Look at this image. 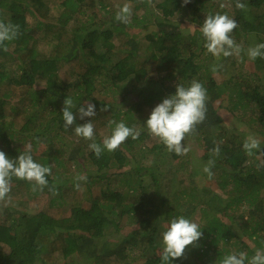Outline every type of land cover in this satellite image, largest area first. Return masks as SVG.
I'll return each instance as SVG.
<instances>
[{
    "label": "trees",
    "instance_id": "obj_1",
    "mask_svg": "<svg viewBox=\"0 0 264 264\" xmlns=\"http://www.w3.org/2000/svg\"><path fill=\"white\" fill-rule=\"evenodd\" d=\"M126 1L134 8L125 25L115 13ZM241 2L246 10L236 0H0V20L20 25L8 50L0 48V150L15 159L31 144L34 160L51 166L47 179L57 189L33 192L31 183L13 178L10 202L0 201V264H161V233L180 215L203 235L171 264H218L225 255L250 258L264 248V59L247 56L250 46L264 43V0ZM209 12L236 20L231 35L242 45L239 57L207 53L199 27ZM150 25L156 28L143 37L129 30ZM217 63L222 67L214 73ZM193 79L207 89V114L183 143L197 138L205 164L215 161L212 178L222 192L212 202L190 191L193 184L182 186L185 155L168 152L145 126L177 84ZM139 88V99L129 103ZM67 97L76 105V124H94L97 143L110 134L109 120L134 126L139 138L97 158L75 125L64 126ZM216 100L252 118L263 137L256 154L245 153V138L217 128ZM87 102L96 115L80 119L77 109ZM81 158L89 174L77 190ZM141 160L150 163L139 166ZM109 168L116 171L109 175Z\"/></svg>",
    "mask_w": 264,
    "mask_h": 264
},
{
    "label": "clouds",
    "instance_id": "obj_2",
    "mask_svg": "<svg viewBox=\"0 0 264 264\" xmlns=\"http://www.w3.org/2000/svg\"><path fill=\"white\" fill-rule=\"evenodd\" d=\"M190 0H183L184 4ZM151 4L152 0H147ZM221 7H224L222 4ZM235 7L240 10H246L247 5L241 0H236ZM132 16V7L129 3L117 5L115 20L122 23H130ZM238 27V23L227 13L220 12L206 14L199 31L202 35L203 47L217 60L223 57L237 56L242 52V45L238 44L232 37L233 31ZM20 34V25L0 20V48L7 51V42L15 40ZM247 56L250 60L257 58L264 59V43H258L247 49ZM221 64L211 66L212 72H217ZM208 99L207 89L197 80L193 79L187 86L177 84L175 93L165 97L162 102L158 103L152 110L146 120L145 126L148 133L157 138L166 150L176 155H186L190 148L183 143L188 135L195 133L197 125L203 123L206 119ZM87 107L81 105L77 112L80 119L85 117H94L96 115L95 105L87 102ZM76 105L71 97L63 101L62 119L65 128L75 125L72 129L77 137L91 141L88 147L97 158L107 150L114 152L129 137L136 140L140 136V131L134 126H127L125 122L109 120L108 125L111 132L105 135L101 143L95 140V128L91 122L76 124L77 113L73 112ZM108 105L102 108L106 111ZM19 156L15 159L9 158L6 153L0 150V201L10 202L9 193L11 192V182L13 178L25 180L32 184V191H43L45 187L53 195L57 194L56 185L49 186L48 176L51 175V166H45L34 160L31 154V144L24 147ZM242 148L248 156H253L261 149L260 140L253 134H249L243 141ZM219 147L211 150L213 155H219ZM215 161L210 159L202 168V171L209 178L212 177V168ZM74 187L80 190V181L86 180L83 175H77ZM198 223L186 218L183 215L171 217L168 220L167 227L161 233L162 250L160 255L161 264H171L173 259L182 258L187 246L194 245L202 238L203 233ZM264 264V248L255 250L254 255L250 258L245 252L232 253L225 255L218 261V264Z\"/></svg>",
    "mask_w": 264,
    "mask_h": 264
},
{
    "label": "rangeland",
    "instance_id": "obj_3",
    "mask_svg": "<svg viewBox=\"0 0 264 264\" xmlns=\"http://www.w3.org/2000/svg\"><path fill=\"white\" fill-rule=\"evenodd\" d=\"M125 3H129L131 7L134 8V5L132 4L131 1H126ZM30 17L31 16L28 15L29 19ZM73 25L74 23L71 21L70 26H73ZM189 27L190 26L188 25H184L183 28L185 29ZM153 28H156V26L150 25V27L147 26L142 29L136 26H132L129 28V30L131 32L138 33L139 37H143L146 32L151 31ZM189 29H193V28L190 27ZM244 60H245V63H247L248 66H250L249 59L245 58ZM224 75H226L225 72L222 74L221 73L216 74L217 78H221ZM140 90L141 89L139 88L137 91L134 92V94H132V97L128 100L129 103H134L139 99L138 96L140 95L139 94ZM215 104L217 106L221 105L219 100H216ZM243 112H237V114H233L231 111L227 110L225 107L220 106L219 113L222 117V120L219 122V125L217 126V128L220 129L221 131H225V133H227V136L229 137L233 136V138H236V139H241V138L243 139V138H246L249 134H253L261 141L263 137L260 134V132H258V130L253 126L255 123L251 122L252 118L247 113H243ZM211 133L212 132L208 130L205 137L212 138ZM188 143H189L188 147L190 148V151L185 155V158L182 160L183 164L181 165L185 167V171L180 172V175H179L181 178L186 179V182L182 184V186L184 185L186 186L187 184H193L190 191L195 190L194 194H196L198 197H201L209 202H212L214 197L218 196L222 191L217 185V182L212 177L209 178L207 174H205L202 171V168L205 165V160L203 159L204 150L199 145L198 139L194 137H190L188 140ZM149 145H152V144L149 143ZM143 146H146V145H143ZM80 160H81L82 166L78 174L86 177V175L89 174V169L86 170L87 166L84 164L85 159L81 158ZM140 162L141 163L139 164V166L143 165V163H146V164L150 163L147 160H143V161L141 160ZM132 165L133 163H130L128 167L131 168ZM115 171L116 169L109 168L107 170V174L110 175ZM190 172L193 174H190ZM77 175H74V176L76 177ZM69 178L70 180H72L70 176ZM163 181H164L163 185H167L166 184L167 180H163ZM68 183L71 184L70 181H68ZM80 183H82V181H80ZM116 184L117 182L113 183L112 185H116ZM216 205L220 207V204H218L217 202H216ZM122 233H126V230L124 229ZM111 236L113 237V235ZM252 245H253V242H252ZM210 261H212L213 263H216L213 257H210Z\"/></svg>",
    "mask_w": 264,
    "mask_h": 264
}]
</instances>
